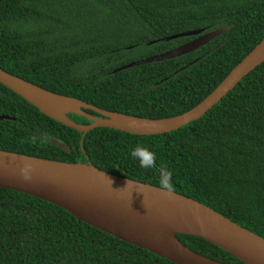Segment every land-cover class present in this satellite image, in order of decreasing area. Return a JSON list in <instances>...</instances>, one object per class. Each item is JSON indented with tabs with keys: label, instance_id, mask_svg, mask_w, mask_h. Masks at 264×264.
Returning a JSON list of instances; mask_svg holds the SVG:
<instances>
[{
	"label": "trees",
	"instance_id": "trees-1",
	"mask_svg": "<svg viewBox=\"0 0 264 264\" xmlns=\"http://www.w3.org/2000/svg\"><path fill=\"white\" fill-rule=\"evenodd\" d=\"M227 25L232 28L193 52L114 72L195 36L149 44L152 40ZM263 38L264 0H0V67L53 92L150 118L174 116L198 104ZM1 113L16 119L0 120V149L92 161L100 169L160 186V171L140 167L131 155L142 145L156 153L155 165L172 172L174 191L264 237V62L203 117L171 132L97 127L82 145L83 132L44 114L0 82ZM51 136L71 151L49 142ZM177 237L215 260L246 264L202 237ZM0 264L177 263L57 204L0 187Z\"/></svg>",
	"mask_w": 264,
	"mask_h": 264
},
{
	"label": "water",
	"instance_id": "water-1",
	"mask_svg": "<svg viewBox=\"0 0 264 264\" xmlns=\"http://www.w3.org/2000/svg\"><path fill=\"white\" fill-rule=\"evenodd\" d=\"M232 28V25L213 30L205 28L192 29L152 40L169 41L185 36L193 39L164 52L126 63L114 72L140 64L176 58L206 45ZM192 61L191 63H194ZM264 62V38L237 63L227 76L203 100L189 110L164 118L137 116L119 111L104 109L74 96H68L43 88L18 75L0 67V82L38 107L44 114L63 124L83 132L81 144L86 134L97 127H111L134 134H160L171 132L203 117L211 108L219 103L241 80ZM188 66V65H186ZM184 67H182L183 69ZM26 84L38 87L48 93L74 99L80 102L78 111L59 114L43 106L21 89ZM84 108L93 110L99 115H92ZM69 114H79L91 120L89 123L78 122ZM16 117L1 113L0 120H15ZM128 125L143 126L141 130L129 129ZM49 142L68 152L71 147L53 136ZM83 151L84 147H83ZM31 166L28 175L31 179L22 178L21 169ZM86 166L95 169L104 177L97 182L89 176L79 175L74 168ZM155 167L160 171L157 165ZM0 187L30 194L66 209L78 219L85 221L116 237L147 249L177 264H227L201 254L185 245L178 233L192 234L202 237L226 251H229L246 264H264V237L233 221L225 214L211 206L183 193H168L161 186L132 179L122 174L100 169L92 161L67 162L29 155L26 153L0 149ZM115 189V190H114ZM164 214L185 221L188 225L175 230L173 240L161 239L155 224L142 213ZM125 215L123 226L104 222V217H111L115 223ZM149 227L145 230L146 227Z\"/></svg>",
	"mask_w": 264,
	"mask_h": 264
},
{
	"label": "bare ground",
	"instance_id": "bare-ground-1",
	"mask_svg": "<svg viewBox=\"0 0 264 264\" xmlns=\"http://www.w3.org/2000/svg\"><path fill=\"white\" fill-rule=\"evenodd\" d=\"M21 89L28 93L32 98H34L43 106L48 107L50 110L59 114L67 113L70 111H78L80 105V102L77 100L59 97L57 95H53L51 93H48L47 91L39 89L38 87H32L26 84H22ZM127 127L132 130H141L143 128V126L139 125H128ZM74 170L77 174L89 176L97 182L104 181V177L95 169H89L86 168V166H80L78 168H74ZM142 216H149L151 218L152 221L144 220V222H146L147 224H155L158 229L157 235L164 240H173L174 231L183 229L188 225L185 221H182L180 219H173L174 217H171L170 215L145 212L142 213ZM124 218L125 215H121L120 221L118 223H115V221H113L111 217L106 216L104 217V222L123 226L122 220H124ZM148 228L149 227L147 226L145 230H147Z\"/></svg>",
	"mask_w": 264,
	"mask_h": 264
},
{
	"label": "clouds",
	"instance_id": "clouds-1",
	"mask_svg": "<svg viewBox=\"0 0 264 264\" xmlns=\"http://www.w3.org/2000/svg\"><path fill=\"white\" fill-rule=\"evenodd\" d=\"M33 142H35V137L32 138ZM131 155L133 158H136L140 162V167L142 168H151L156 164V153L150 151L149 149L143 147L142 145H137L133 150ZM31 166H27L24 169H21L22 178L25 181L31 179V176L28 175V169ZM172 172L168 170L166 167L161 168V179L160 186L162 190H166L168 193H172L174 191V185L172 183ZM115 190V189H114Z\"/></svg>",
	"mask_w": 264,
	"mask_h": 264
}]
</instances>
